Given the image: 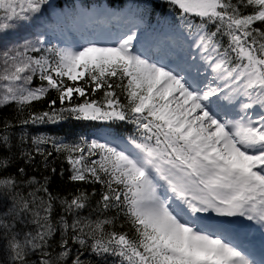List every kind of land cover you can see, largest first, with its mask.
Instances as JSON below:
<instances>
[{
	"label": "snow or ice",
	"instance_id": "snow-or-ice-1",
	"mask_svg": "<svg viewBox=\"0 0 264 264\" xmlns=\"http://www.w3.org/2000/svg\"><path fill=\"white\" fill-rule=\"evenodd\" d=\"M168 2L180 10L187 31L166 34L155 52L139 42L137 23L106 42L45 47L40 34L0 52V108L14 103L19 111L51 90L58 93L47 111L30 112L23 124L57 122L67 112L78 120L130 121L136 127L128 137L117 130L74 144L33 138L29 160L42 156L47 167L52 153L41 146L51 142L70 165L69 181L101 185L97 204L115 215L70 224L66 215L78 214L96 190L54 196L51 175L41 183L21 176L19 168L0 178L12 199L0 232L13 264H28L30 251L50 247L57 224L59 257L66 264H87L83 252L71 256L70 242L96 256L116 257L118 264H257L240 239L248 225L239 221L264 228V0ZM47 5L0 0V35L31 24ZM33 48L41 54L29 55ZM34 77L41 82L35 87ZM98 91L100 100L88 98ZM77 95L83 103L73 102ZM0 124L10 126L3 117ZM8 140H0V152ZM8 165L0 161V176ZM18 180L33 188L27 197L16 191ZM58 199L65 215L54 221ZM28 215L35 230L21 240L14 222Z\"/></svg>",
	"mask_w": 264,
	"mask_h": 264
},
{
	"label": "trees",
	"instance_id": "trees-1",
	"mask_svg": "<svg viewBox=\"0 0 264 264\" xmlns=\"http://www.w3.org/2000/svg\"><path fill=\"white\" fill-rule=\"evenodd\" d=\"M111 0H48V5L43 9L42 13L35 18V20L26 27L20 28L18 31H9L7 34L0 35V52L6 47H11L13 44L22 43L24 39L35 40L38 35L43 34L44 39L47 42L45 47L57 46L54 42L53 36V22L58 23L60 28H63V24H71L75 19L82 15V11L90 4L96 6L102 2H109ZM116 4L120 3V0H116ZM53 11V15L49 13ZM210 30L212 26H209ZM222 39L227 40L226 37ZM38 47V46H36ZM29 55L37 56L40 52H37L35 48L29 51ZM0 67H2V58H0ZM41 82L38 77H34L32 86H38ZM71 83V82H69ZM120 90L117 89V92ZM58 93L55 90H51L47 97L39 102H34L31 106L25 107L22 110H17V106L14 103H9L8 106L0 108V117H3L5 121L10 123V126L5 128L4 124H0V140L4 136L9 137L6 145V150L0 152V161H9L7 172L3 173L0 178H8L15 176L19 168L24 169V173L21 176H27L29 179L33 176L38 181L43 182V177L51 175V180L48 185L49 191L54 196L59 197H71L77 192V190L92 193L93 189L96 190L94 196L90 195L88 203L85 208L80 209L78 214L68 213L66 219L71 224L74 219H91L96 220L104 219L105 217H111L115 215L114 211H107L100 209L97 201L100 198V192L103 190L99 184L90 183H73L70 182L68 177L71 169L70 165L65 159L63 153L57 152L51 142L42 145L41 147L47 152H51L52 156L48 159L47 167L44 164V158L37 155L34 160H29L26 153L34 152L35 145H33V138L44 136L51 137L53 139L63 141L66 144L80 143L81 138L92 139L100 134H108L109 132L115 133L117 130L123 137H128L136 132V127L130 121H115V122H100V121H84L74 119L71 114L63 113V118L57 122H45L42 124H23L22 121L26 120L30 112H43L48 110V101L51 99H57ZM103 97V92L98 91L94 96L89 94L88 98H95L100 100ZM122 102L124 97L121 96ZM74 103H83L84 98L78 95L74 98ZM61 106L57 100L56 108ZM131 115V114H129ZM55 168L56 174H51L50 169ZM63 170V175H60ZM16 191L27 197L33 188L25 180L17 181ZM8 190L3 186H0V202L7 201V207L3 203H0V217H4L8 210L12 206L11 196L5 193ZM37 195H40L38 193ZM61 215H65L63 205L60 200H56L53 206V220L58 221ZM121 219L116 221V230L120 231ZM15 231L20 233L19 238L22 240L23 235L28 232H34L35 225L31 223L30 215L17 219L14 222ZM127 226H125L126 228ZM58 231L54 235L51 241L50 247H45L43 250L37 249L34 252L30 251L27 256L28 264H40L41 259H50L53 264H66L64 260L59 257V252L62 251L58 247V242L61 237L59 231V225L57 224ZM91 241L89 240V244ZM72 248L71 256L79 252H83L81 257L87 262V264H118L116 257L96 256L91 252L90 248L85 249L78 244L73 245L70 242L69 245ZM0 264H13L12 254L8 247L7 239L3 232H0Z\"/></svg>",
	"mask_w": 264,
	"mask_h": 264
},
{
	"label": "rangeland",
	"instance_id": "rangeland-1",
	"mask_svg": "<svg viewBox=\"0 0 264 264\" xmlns=\"http://www.w3.org/2000/svg\"><path fill=\"white\" fill-rule=\"evenodd\" d=\"M53 11L54 10L50 11V13H49L50 16L53 15ZM54 27L57 30V36L54 38V40L57 43H61L58 45V47H68V46L78 47V46L83 45L85 43V41H87V40H97V41L106 42L108 40L113 39L115 37V35L118 34L119 32L126 29V28L115 29L114 26H109L108 29L110 30V34L108 33V31H105V32H101V33L97 34L96 35L97 37H95V35L91 34L88 29H86L82 26L77 31H74L73 29H71L70 27H67V26H65L63 28V31H61V28L59 25H55ZM138 34H139V32H138ZM139 37H140L139 42L141 44H143V40L141 39V35H139ZM245 100L246 99H244V102L247 103L248 101L247 100L245 101ZM237 107L239 108L238 104H237ZM102 136H105V135H102ZM213 216H215V214H213ZM239 222L243 223L245 225H248L246 227V229H248V227L250 225H255V230L257 231V235H262V236L264 235V228H262L260 230V225L257 224L256 222H248L246 220H242ZM245 232H243V233H245ZM253 236H255V235H253Z\"/></svg>",
	"mask_w": 264,
	"mask_h": 264
}]
</instances>
